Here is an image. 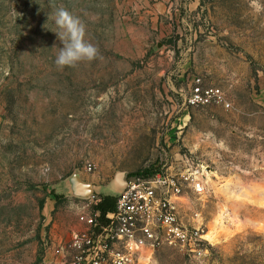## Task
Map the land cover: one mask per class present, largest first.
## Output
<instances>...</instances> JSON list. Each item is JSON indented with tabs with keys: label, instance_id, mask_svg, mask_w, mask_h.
Segmentation results:
<instances>
[{
	"label": "rangeland",
	"instance_id": "374dc122",
	"mask_svg": "<svg viewBox=\"0 0 264 264\" xmlns=\"http://www.w3.org/2000/svg\"><path fill=\"white\" fill-rule=\"evenodd\" d=\"M258 4L0 0V264H68L79 214L105 196L72 195L73 173L106 186L117 171L150 175L186 159L205 192L185 188L178 210L217 238L193 251L156 248L145 264H264ZM59 6L85 22L103 59L57 68L63 45L48 16ZM196 78L231 106L187 105Z\"/></svg>",
	"mask_w": 264,
	"mask_h": 264
},
{
	"label": "built area",
	"instance_id": "2783aa9c",
	"mask_svg": "<svg viewBox=\"0 0 264 264\" xmlns=\"http://www.w3.org/2000/svg\"><path fill=\"white\" fill-rule=\"evenodd\" d=\"M186 103L231 106L221 87L204 85L201 78L195 79ZM203 176L200 167L186 159L150 175L128 177L114 210L81 211L80 226L70 239L68 264H145L146 253L156 248L196 250L205 240V225L196 218L185 222L177 206L185 188L205 192Z\"/></svg>",
	"mask_w": 264,
	"mask_h": 264
},
{
	"label": "clouds",
	"instance_id": "9594fccd",
	"mask_svg": "<svg viewBox=\"0 0 264 264\" xmlns=\"http://www.w3.org/2000/svg\"><path fill=\"white\" fill-rule=\"evenodd\" d=\"M251 4L257 11L260 10L258 0H251ZM48 20L55 25L54 32L63 45L59 47L55 57L58 69L103 59L99 49L86 39L87 25L80 16L64 6H59L50 12Z\"/></svg>",
	"mask_w": 264,
	"mask_h": 264
},
{
	"label": "water",
	"instance_id": "95a60500",
	"mask_svg": "<svg viewBox=\"0 0 264 264\" xmlns=\"http://www.w3.org/2000/svg\"><path fill=\"white\" fill-rule=\"evenodd\" d=\"M128 174L126 171H117L114 178L106 186L86 182L79 172L73 173L65 182V188L74 196L89 198L96 195H120L127 187Z\"/></svg>",
	"mask_w": 264,
	"mask_h": 264
},
{
	"label": "trees",
	"instance_id": "16d2710c",
	"mask_svg": "<svg viewBox=\"0 0 264 264\" xmlns=\"http://www.w3.org/2000/svg\"><path fill=\"white\" fill-rule=\"evenodd\" d=\"M154 172L155 171H152L151 173ZM116 201V196L106 195L100 198V201L96 204L95 209L101 211L102 213L114 210L116 207Z\"/></svg>",
	"mask_w": 264,
	"mask_h": 264
},
{
	"label": "bare ground",
	"instance_id": "6f19581e",
	"mask_svg": "<svg viewBox=\"0 0 264 264\" xmlns=\"http://www.w3.org/2000/svg\"><path fill=\"white\" fill-rule=\"evenodd\" d=\"M204 237H206L210 241H214L217 238V230L214 229V227L211 228Z\"/></svg>",
	"mask_w": 264,
	"mask_h": 264
},
{
	"label": "crops",
	"instance_id": "0c3cea01",
	"mask_svg": "<svg viewBox=\"0 0 264 264\" xmlns=\"http://www.w3.org/2000/svg\"><path fill=\"white\" fill-rule=\"evenodd\" d=\"M160 1V0H159ZM165 1V0H164ZM161 3L160 2H157V5H160Z\"/></svg>",
	"mask_w": 264,
	"mask_h": 264
}]
</instances>
